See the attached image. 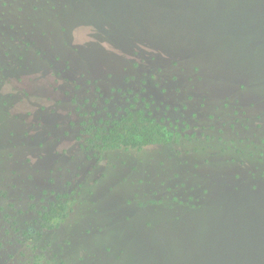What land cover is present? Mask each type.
Segmentation results:
<instances>
[{
  "label": "rangeland",
  "instance_id": "374dc122",
  "mask_svg": "<svg viewBox=\"0 0 264 264\" xmlns=\"http://www.w3.org/2000/svg\"><path fill=\"white\" fill-rule=\"evenodd\" d=\"M263 173L264 0H0V264H264Z\"/></svg>",
  "mask_w": 264,
  "mask_h": 264
},
{
  "label": "trees",
  "instance_id": "16d2710c",
  "mask_svg": "<svg viewBox=\"0 0 264 264\" xmlns=\"http://www.w3.org/2000/svg\"><path fill=\"white\" fill-rule=\"evenodd\" d=\"M122 131L119 136L120 141H126L125 145H131V148L134 149H141L149 144L163 142L166 138L164 130L153 123L147 122V119L143 117L140 120L133 121L132 125L122 127ZM107 144L109 147H113L108 142ZM261 176H264V173ZM50 218L51 216L46 214V219Z\"/></svg>",
  "mask_w": 264,
  "mask_h": 264
}]
</instances>
